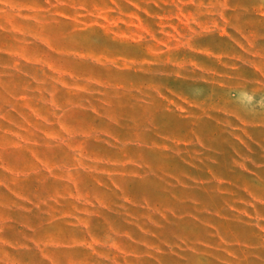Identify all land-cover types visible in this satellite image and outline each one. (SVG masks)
I'll return each instance as SVG.
<instances>
[{
    "label": "rangeland",
    "instance_id": "rangeland-1",
    "mask_svg": "<svg viewBox=\"0 0 264 264\" xmlns=\"http://www.w3.org/2000/svg\"><path fill=\"white\" fill-rule=\"evenodd\" d=\"M0 264H264V0H0Z\"/></svg>",
    "mask_w": 264,
    "mask_h": 264
},
{
    "label": "clouds",
    "instance_id": "clouds-1",
    "mask_svg": "<svg viewBox=\"0 0 264 264\" xmlns=\"http://www.w3.org/2000/svg\"><path fill=\"white\" fill-rule=\"evenodd\" d=\"M244 95L247 97V100H246L247 103H251L252 99H254V97H248L247 93H245Z\"/></svg>",
    "mask_w": 264,
    "mask_h": 264
}]
</instances>
